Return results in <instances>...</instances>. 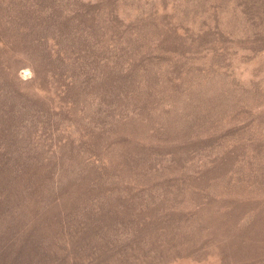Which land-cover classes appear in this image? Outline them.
I'll use <instances>...</instances> for the list:
<instances>
[{"label": "rangeland", "instance_id": "obj_1", "mask_svg": "<svg viewBox=\"0 0 264 264\" xmlns=\"http://www.w3.org/2000/svg\"><path fill=\"white\" fill-rule=\"evenodd\" d=\"M0 264H264V0H0Z\"/></svg>", "mask_w": 264, "mask_h": 264}]
</instances>
